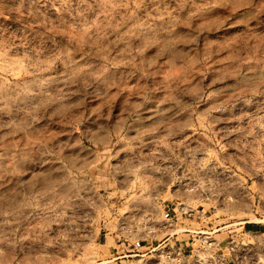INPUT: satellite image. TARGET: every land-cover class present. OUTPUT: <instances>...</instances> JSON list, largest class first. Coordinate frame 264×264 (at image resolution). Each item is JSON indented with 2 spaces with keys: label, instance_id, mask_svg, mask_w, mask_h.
<instances>
[{
  "label": "rangeland",
  "instance_id": "obj_1",
  "mask_svg": "<svg viewBox=\"0 0 264 264\" xmlns=\"http://www.w3.org/2000/svg\"><path fill=\"white\" fill-rule=\"evenodd\" d=\"M244 222L264 0H0V264H115L104 236L150 246L119 264H165L166 237L186 264H264Z\"/></svg>",
  "mask_w": 264,
  "mask_h": 264
},
{
  "label": "crops",
  "instance_id": "obj_2",
  "mask_svg": "<svg viewBox=\"0 0 264 264\" xmlns=\"http://www.w3.org/2000/svg\"><path fill=\"white\" fill-rule=\"evenodd\" d=\"M243 229L246 233H262L264 231V225L261 223H249V222H244L243 224ZM102 235L99 237V240H102ZM104 240L105 242L101 244V246L105 247V251H107L106 253L108 255H106L107 257L111 256V260L112 262H115V264H119L121 263V259L125 258V257H129L131 255H127L126 252H130L133 250L136 251H141V250H145L148 249L150 246H133L131 247L129 244H125L120 243L117 244L116 242H112L109 241V239L104 236ZM165 243H167V237L165 238Z\"/></svg>",
  "mask_w": 264,
  "mask_h": 264
},
{
  "label": "built area",
  "instance_id": "obj_3",
  "mask_svg": "<svg viewBox=\"0 0 264 264\" xmlns=\"http://www.w3.org/2000/svg\"><path fill=\"white\" fill-rule=\"evenodd\" d=\"M168 241V239H167ZM206 242V241H204ZM207 246L210 247L214 243L211 241L206 242ZM149 253H153V258H158L159 260L163 261L165 264H186L187 259L189 257L188 254H186L185 249L181 245H177L171 242L165 243L163 241L161 244L157 245L155 248H152L149 250ZM143 256L146 254H142ZM141 255V256H142ZM217 257L216 253L211 255V259L215 260ZM234 261H226L223 260L220 264H230Z\"/></svg>",
  "mask_w": 264,
  "mask_h": 264
}]
</instances>
